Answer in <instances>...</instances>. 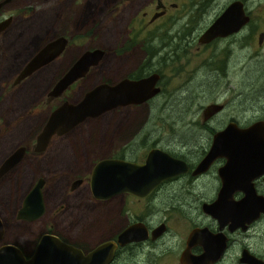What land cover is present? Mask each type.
<instances>
[{"label":"rangeland","instance_id":"374dc122","mask_svg":"<svg viewBox=\"0 0 264 264\" xmlns=\"http://www.w3.org/2000/svg\"><path fill=\"white\" fill-rule=\"evenodd\" d=\"M227 1L219 0V3ZM18 2L20 9L31 7L34 11L29 14L27 10L25 18L20 13L14 26L19 28L0 35V163L19 146L29 149L14 166L16 168L0 179V212L9 226L8 241L27 249L46 228L74 242L94 240L97 233L90 222L103 214L104 209L91 207V200L84 195L85 187L77 194L68 192L70 178L75 172L83 174L85 170L82 169L101 156L114 154L118 144L130 141L140 145L144 136H149L176 150L197 149L203 144L206 133L197 132L190 125L201 124L198 120L200 107L210 102L225 104V109L210 122L213 126L223 124L230 117L248 123L264 117V45L260 47L257 40L246 41L239 35L212 43V49L197 42L192 43L190 53L180 48V55L184 54L183 67L174 69L177 74L170 75L172 80H163V94L150 104L110 111L87 120L69 136L53 138L47 150L35 153L36 137L52 107L61 99L77 100L84 91L99 84L102 80L98 78L103 75L115 78L118 64L114 56L108 54L103 64L95 69L92 79L79 81L52 102L47 99L55 81L50 69L16 84L9 78L12 71L47 39L64 30L75 43L80 36L87 42L85 46L112 49L121 32L131 28L133 20L129 19L140 7L141 0ZM257 5L263 6L264 0L248 1V8ZM258 12L264 15L261 8ZM28 15L32 18L25 21ZM170 36L178 41L173 32H169ZM162 39L166 40L164 36ZM79 50V47H71L68 53L75 55ZM211 59L212 76L204 70L197 71L202 61ZM222 62L227 68L226 75L221 77L219 66ZM39 178L45 183L42 189L46 204L44 215L31 224L11 222L13 209ZM257 227L259 248L264 249V220Z\"/></svg>","mask_w":264,"mask_h":264},{"label":"flooded vegetation","instance_id":"af4514ba","mask_svg":"<svg viewBox=\"0 0 264 264\" xmlns=\"http://www.w3.org/2000/svg\"><path fill=\"white\" fill-rule=\"evenodd\" d=\"M98 1L106 2V0ZM234 1L242 3L247 17L246 23L237 32L226 37H217L208 42H200L201 36L212 27V23ZM248 1L229 0L225 3H219V0H141L140 7H137L132 14V18L129 19V21L133 20L131 28L121 32L120 38L112 49L85 46L87 42H83L80 36L76 37L77 43H75L73 42L75 39L68 38L65 35L67 30H64L37 47L28 59L12 71L9 78L10 80H16L21 70L44 46L62 38L65 40V44L61 52L53 60L22 80H28L50 69L54 73L52 80H55L49 90L51 92L58 80H61L72 69L73 65L86 51L100 49L103 53L98 63L90 66L81 77L76 79L77 81L67 87L60 95L51 96L48 92L47 99L49 102L60 99L79 81L92 79L95 69L99 68L108 54L111 53L116 60V64H118V75L115 78L103 75V77L98 78V80H102L100 83L117 84L125 79L140 80L157 73L159 78L156 86L159 88V92L142 103L117 106L105 113L130 107L146 106L163 94V80H172L170 75L177 74L174 69L183 67L184 62L181 59L184 54L180 55V48H183L184 53H190L189 48L192 47V43L197 42L203 47L212 49V43L229 40L239 35L244 36L246 41L257 40V45L260 47L264 45V15L258 12L260 8L264 11V5L248 8ZM18 4V0H0V24L2 25L0 35L19 28H14V26L17 24L20 13L25 18L27 10L29 14L34 11L31 7L22 10L17 6ZM216 8L218 10L213 12ZM31 18L29 16L25 21H29ZM86 20L88 21L89 18ZM246 31L247 33H244ZM169 32H173V37H177L178 41L171 38V36L169 37ZM162 36L166 40H163ZM71 47H79L80 50L77 54L72 55L68 53ZM226 59H228L227 53ZM128 65L132 66L128 67ZM54 66H58V69ZM226 68L227 64L222 62L219 66L221 77L226 75ZM199 70H204L212 76V59L202 61L197 66V71ZM91 88L84 91L81 97L75 101L69 99L59 100V103L52 107L50 113L64 102L77 103ZM210 105H218L220 109L205 114V110ZM224 109L225 104L218 102H210L200 107L201 113L198 120L201 124L190 125V128L196 129L197 132L206 133L203 144L197 149L176 150L161 144L158 138L152 140L151 137L144 136V141L140 145L130 141L118 144L114 147L116 150L114 154L103 155L86 165L82 169L85 170L83 174L74 173L75 175L70 178L68 192L77 194L82 187H85L86 193L84 195L91 200V207L96 210L104 209L103 214L90 222V227L94 228L97 233L94 240L87 239L74 242L70 238L46 228L34 241L28 244L26 249L20 244L6 239V236L9 235V226L5 221L7 219L0 212V247L13 245L28 259L35 253L42 235L52 234L57 236L63 243L79 248L84 255L99 246L113 245V253L107 264H264V249L259 248L261 243L257 241V224L264 220V212H259L251 219H246V221L242 219L241 222H234L232 220H222L207 209V205H211L220 193L222 179L219 175V169L226 163V158L217 157L205 171L195 172L199 163L209 152L214 135L224 130L229 123L234 122L239 128H247L255 122L264 121V117L249 123L240 122L239 119L230 117L223 124L210 125V122L218 117ZM103 114L87 118L80 124L87 120L99 118ZM80 124L63 135H54L50 143L53 142L55 137L69 136ZM28 149V147H25L24 155L28 154ZM154 149L160 150L178 161L179 166L176 170L179 172L161 181L144 196L130 192L120 193L108 199H97L93 196L90 177L93 166L99 160L111 158L144 163L149 152ZM181 163L185 165L186 170L183 169ZM14 166L6 171L4 176L0 175V179L12 172L16 168ZM76 181H80V183L73 187ZM33 186L21 197L19 206L13 209L11 222L31 224L44 215L46 204L42 192L44 205L42 215L33 220L19 217L23 200ZM250 186L256 195L264 197V168L250 178ZM231 191L233 201H239L246 195V192L241 188H235ZM61 207H63L62 204ZM132 225L137 226L135 234L137 236L141 235V237L139 239L135 237L120 243L119 236ZM143 233H145V236L142 235Z\"/></svg>","mask_w":264,"mask_h":264},{"label":"water","instance_id":"95a60500","mask_svg":"<svg viewBox=\"0 0 264 264\" xmlns=\"http://www.w3.org/2000/svg\"><path fill=\"white\" fill-rule=\"evenodd\" d=\"M246 21L242 3L234 1L201 36L200 42H208L235 33ZM64 44L65 40L60 38L44 46L21 70L14 84L53 60L61 52ZM102 53L100 49L86 51L72 69L58 80L49 95H60L90 66L96 65ZM158 78L159 75L153 73L140 80L125 79L117 84L99 83L88 90L77 103H62L49 114L36 137L34 151L39 153L45 151L54 135L65 134L87 118L97 117L117 106L139 104L154 97L159 92L156 86ZM219 109L218 105H210L205 110V114ZM24 153L25 147L20 146L5 158L0 166V175L16 165ZM217 157H224L227 161L219 169L222 179L220 193L211 205H207L208 211L222 220L234 222L246 221L255 214L264 212V197L256 195L250 186V178L264 168V121L255 122L247 128H239L234 122L229 123L224 130L214 135L209 152L195 172L205 171ZM181 164L186 170L185 165ZM178 166V161L157 149L149 152L144 163L102 159L92 168L90 187L93 196L97 199H108L124 192L144 196L161 181L179 172L176 170ZM78 183L80 181L74 182L73 187ZM43 184L44 180L39 179L25 196L19 210L20 218L33 220L42 215ZM235 188H241L246 192L243 199L233 201L231 190ZM136 227L132 225L126 228L119 236L120 243L135 237L139 239L141 235L135 234ZM142 235L145 236V233ZM103 246L84 255L82 250L63 243L57 236L43 234L35 253L28 259L13 245L0 247V264H107L113 253V245Z\"/></svg>","mask_w":264,"mask_h":264}]
</instances>
